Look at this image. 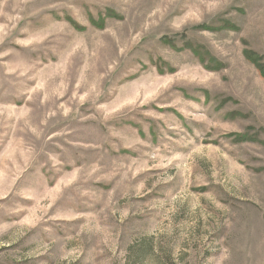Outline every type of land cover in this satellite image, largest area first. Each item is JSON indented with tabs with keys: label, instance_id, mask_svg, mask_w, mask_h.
Instances as JSON below:
<instances>
[{
	"label": "rangeland",
	"instance_id": "obj_1",
	"mask_svg": "<svg viewBox=\"0 0 264 264\" xmlns=\"http://www.w3.org/2000/svg\"><path fill=\"white\" fill-rule=\"evenodd\" d=\"M245 48L264 0H0V264H264Z\"/></svg>",
	"mask_w": 264,
	"mask_h": 264
},
{
	"label": "trees",
	"instance_id": "obj_2",
	"mask_svg": "<svg viewBox=\"0 0 264 264\" xmlns=\"http://www.w3.org/2000/svg\"><path fill=\"white\" fill-rule=\"evenodd\" d=\"M95 24H99L98 21L94 22ZM99 26H101L99 24ZM199 27L205 28V29H213L212 27H209L208 25H200ZM235 28L233 24H230L229 21H225V23L222 25L220 28ZM167 42L171 43V39H168ZM186 46L191 49L192 53L197 57L198 61L202 63L204 68L209 69V70H217L220 67H222V63L215 59L214 57L210 56L207 51L203 50L202 47H198L196 45H192L191 43H187ZM243 56L245 59L250 61L261 73L262 76H264V62L263 58L264 55H259L255 51L245 48L242 51ZM160 71V70H159ZM162 71V70H161ZM247 139L245 134H235L234 135V141H241Z\"/></svg>",
	"mask_w": 264,
	"mask_h": 264
}]
</instances>
